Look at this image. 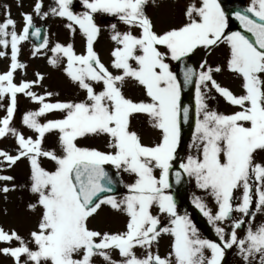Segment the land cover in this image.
I'll list each match as a JSON object with an SVG mask.
<instances>
[{
  "label": "snow or ice",
  "instance_id": "1",
  "mask_svg": "<svg viewBox=\"0 0 264 264\" xmlns=\"http://www.w3.org/2000/svg\"><path fill=\"white\" fill-rule=\"evenodd\" d=\"M73 3L55 0V6L42 12L38 0L34 12L41 19L50 15L64 19L72 35L79 30L84 37L83 54H77L71 43H56L48 60L53 67L66 61L64 73L86 94L82 102H50L58 94H37L33 89L44 80L40 73L34 81L15 83L14 73L26 68L18 60L21 43L30 37L41 40L42 31L27 13L22 14L19 33L10 13L0 23V48L11 52L9 70L0 74V101L6 97L9 101L0 119V139L13 138L18 146L16 155L0 150V172L26 159L30 191L37 197L29 207L42 210L29 240L0 228V244L5 245L0 255L12 258L13 264H95L94 257L104 264H225L226 251L235 247L243 264H264V222H256V214L264 215V163L254 156L264 151V0H251L243 13H235L243 33L228 32L229 16L219 0L189 5L186 22L161 33L146 14L148 0H80L82 12L74 11ZM97 14L127 26L121 31L116 23L110 25V38L117 45L110 64L115 74L94 47L101 34ZM48 43L45 36L33 56L47 49ZM221 44L230 51L227 70L242 79V95L216 81L221 67L206 60L195 67L189 64L197 49L212 50ZM5 55L0 51V57ZM171 62L183 65L182 80ZM128 80L142 86L147 100L126 98L122 89ZM193 85L196 154L181 160V125L189 121L191 111L184 107L182 94ZM213 90L238 110L232 114L211 110L208 101L214 99ZM18 94L39 106L22 118L35 139L12 126ZM53 112L63 118L41 122V117ZM134 114L147 115L151 127L161 134L159 142L144 145L130 130ZM53 132L58 134L59 152L43 147L45 136ZM88 136L107 137L111 151L78 146L77 141ZM42 159L54 162V170L42 167ZM106 165L133 178L124 185L127 195L113 194L117 182ZM173 175L177 184L184 175L194 179L212 198L215 212L200 197L193 203L218 242L203 238L190 216L179 213L176 200L168 194ZM12 180L0 174V182ZM13 190L6 185L0 188L5 194ZM102 206L126 215V231L102 233L89 227ZM238 230L245 233L243 237ZM163 235L172 242L170 252L161 257L158 243ZM137 249L143 250L142 255H137ZM113 252L122 259L114 260Z\"/></svg>",
  "mask_w": 264,
  "mask_h": 264
},
{
  "label": "rangeland",
  "instance_id": "2",
  "mask_svg": "<svg viewBox=\"0 0 264 264\" xmlns=\"http://www.w3.org/2000/svg\"><path fill=\"white\" fill-rule=\"evenodd\" d=\"M38 0H0V23L6 21L10 13V18L16 23V31L19 33L23 27L22 14L27 13L33 15V21L37 27L47 26L49 41L48 48L43 49L37 56H33L34 46L31 42L25 41L20 45V53L18 56L19 62L26 65L25 69H18L14 73V82L19 84L25 81L36 80V73H40L44 76V80L38 87H35V91L39 95H44L47 92H52L54 95L50 102H82L86 99V94L76 84H74L64 73V66L66 61L61 62L59 67H53L48 63L52 53L50 49L55 46L56 43L67 45L71 43L77 54H83L85 51V39L77 30L75 35H72L69 30L65 27L67 21L59 17L49 16L47 19H41L34 12V6ZM42 3V12H47L51 7L55 6V0H40ZM191 4L199 5V0H148V16L152 20L154 30L158 33L168 31L173 28H178L186 22L185 11ZM246 7L251 6V0H244ZM73 9L76 12L84 11L80 0H74ZM95 21L98 26L101 27V34L96 41L94 47L100 56L102 63L114 74L116 70L110 67L111 64V52L117 46L114 41L111 40V29L112 23L117 24V28L121 31L127 30V26L120 24L113 17L106 15L97 14ZM0 51H6L7 55L0 57V74H4L9 70L10 67V48L5 50L0 48ZM208 50L197 49L192 57L203 63L205 60L211 66H219L222 71L215 74L216 81L222 86L233 92L234 95H242V79L227 70V62L230 58V51L224 44L209 50L207 57L205 53ZM177 62H171L172 69ZM233 77V78H231ZM97 90H102L100 86H97ZM126 98L132 99L134 102L140 100H147L144 94L142 86H139L135 81H126L122 89ZM211 95L214 99L208 101L209 108L217 111L218 113L232 114L238 109L229 105L218 93L213 92ZM8 98L6 97L3 101H0V119L6 115V108L8 106ZM17 105L19 109L18 116L12 120V126L20 131L26 138L32 137L35 139V134L26 128L22 123V118L25 114L30 111L38 110V105L32 102L28 97L23 94L17 95ZM229 112V113H228ZM63 114L53 112L47 114L45 117H41L42 123H46L48 120L62 119ZM133 120V122H132ZM130 130L135 131L144 145H154L159 142L160 132L151 127L150 120L147 119L145 114H134L130 119ZM78 146L95 149L102 152L111 151L108 148V138L105 136H88L77 141ZM43 147L47 150H54L59 152L58 134L56 132L49 133L45 136ZM191 147V146H190ZM189 147V148H190ZM17 144L15 140L10 137L0 139V150L7 151L12 155L17 154ZM179 149V148H178ZM188 149V148H187ZM193 154H187L185 151L181 160H186L189 155H195L196 149ZM179 153V150H178ZM185 156V157H184ZM260 162L264 163V155L261 154ZM111 166V165H110ZM3 167V165H0ZM42 167L46 170H54V162L46 159H42ZM3 175H9L13 177L10 182H0V188L8 186L14 189L9 191L7 194L0 191V228L5 231H16L25 240L30 239V233L37 230L38 221L41 215V209L39 207L30 209L29 205L37 202V197L31 193L30 185V165L26 159L18 161L17 165L7 169L4 172H0ZM124 184H130L133 182V178L127 173H120ZM189 199L194 201L195 197L199 195L204 196L205 192L199 189L194 179L189 178ZM127 189L125 188L124 195H127ZM207 195V194H206ZM202 198L207 202L206 198ZM215 206V203H214ZM215 211L216 208L212 207ZM181 214V209H178ZM261 220L264 222V215L261 216ZM127 217L122 212H116L108 206H102L98 213L89 222L91 229L108 232V233H121L126 231ZM257 223H261L257 222ZM172 238L167 235H163L159 239L158 253L161 257L166 256L171 249ZM5 245L0 244V247ZM31 246V245H30ZM153 251H157V247H154ZM137 255H142L143 250L137 249ZM207 254V253H206ZM113 259L120 261L122 258L118 252H113ZM95 264H104L102 258L94 257ZM0 264H13V260L10 257L0 255ZM227 264H243L242 262H236L234 259L228 260ZM258 264V261H257Z\"/></svg>",
  "mask_w": 264,
  "mask_h": 264
},
{
  "label": "water",
  "instance_id": "3",
  "mask_svg": "<svg viewBox=\"0 0 264 264\" xmlns=\"http://www.w3.org/2000/svg\"><path fill=\"white\" fill-rule=\"evenodd\" d=\"M221 6L224 8V10L226 11V14L229 16V28L228 30L232 29L234 31H240L243 33V28L240 24V22L238 20L235 19V13L237 11L240 12H244L246 9L242 6V4L240 3V0H219ZM42 37L41 40H37L35 37H30L31 40L34 41L35 46H38L41 42L42 39L46 36L47 30L46 28H42ZM250 36V34H247ZM251 38V36H250ZM189 64L190 66H193L192 60L189 58ZM194 67V66H193ZM182 70H183V65H179L178 67V76H180L181 80H182ZM194 85L188 88H185L182 94V103L184 105V107L189 108L190 111V119L187 123H182L181 125V130L183 133V136L185 137V139H187L188 135L190 134L194 123H195V103L193 100V96H194ZM106 168V167H105ZM106 170L109 172V174L113 177L114 181L117 182L115 184V192L113 194L115 195H120L122 192V183L120 178L117 175L113 174V171L111 169L106 168ZM179 170V169H177ZM171 184H172V188L175 191V198H180V196H182V193L185 190V186H186V180L185 177L183 176V178L181 179L180 183L177 184L175 182V177L174 175L171 177Z\"/></svg>",
  "mask_w": 264,
  "mask_h": 264
}]
</instances>
